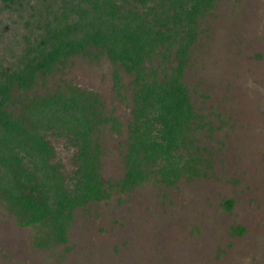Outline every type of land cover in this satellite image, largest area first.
<instances>
[{"label":"rangeland","instance_id":"rangeland-1","mask_svg":"<svg viewBox=\"0 0 264 264\" xmlns=\"http://www.w3.org/2000/svg\"><path fill=\"white\" fill-rule=\"evenodd\" d=\"M128 1L146 11L140 0ZM176 64L175 56L167 63L160 57L152 66L162 79ZM116 70L124 78L120 92ZM133 80L106 56H77L46 83L14 89L9 109L17 115L58 90L93 92L99 111L118 117L123 133L104 124L95 134L109 196L75 211L68 244L38 246L48 228L21 227L0 199V264H264V0H216L200 22L184 79L198 116L184 150L202 158L200 175L185 173L171 186L155 167L132 192L118 186L126 174ZM71 139L48 136L69 189L78 176ZM239 227L244 233L234 234Z\"/></svg>","mask_w":264,"mask_h":264},{"label":"trees","instance_id":"trees-1","mask_svg":"<svg viewBox=\"0 0 264 264\" xmlns=\"http://www.w3.org/2000/svg\"><path fill=\"white\" fill-rule=\"evenodd\" d=\"M156 1L140 0L142 12L128 0H0V199L21 227L48 228L40 247L68 244L75 211L109 196L94 137L104 124L123 133L118 117L99 111V96L77 87L35 97L19 115L9 109L15 88L30 91L40 78L46 83L73 57L106 56L134 76L126 174L117 184L122 190L132 192L155 167L171 186L185 173L200 175L202 158L184 150L198 117L184 79L200 22L216 0ZM173 56L172 74L161 79L153 61L162 57L167 63ZM114 78L120 92L123 75L116 70ZM51 132L72 137L78 147L72 189L53 163ZM234 203L227 201V210ZM244 231L239 227L234 234Z\"/></svg>","mask_w":264,"mask_h":264}]
</instances>
